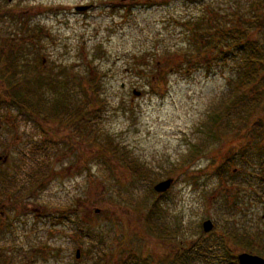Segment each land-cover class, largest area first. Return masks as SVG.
<instances>
[{
	"label": "rangeland",
	"instance_id": "rangeland-1",
	"mask_svg": "<svg viewBox=\"0 0 264 264\" xmlns=\"http://www.w3.org/2000/svg\"><path fill=\"white\" fill-rule=\"evenodd\" d=\"M256 13L264 17V0H0V41L23 35L21 19L38 25L35 40L11 41L22 44L18 62L28 63L30 78H57L54 89L68 81V112L81 126L72 152L52 148L53 172L42 186L24 180L20 196L9 176L6 187L0 182V259L135 264L140 255L170 264L182 247L209 238L201 227L207 218L232 255L239 250L227 225L264 234V178L252 157L264 139V27H256ZM258 52L262 60L246 62ZM251 66L256 81L240 86ZM37 116L0 107V157L8 155L0 175L20 165L22 182L42 161L35 141L18 142L25 131L36 133ZM170 178L166 192L154 191ZM155 201L162 206L160 217L151 216L157 231L146 217ZM161 224L174 235L163 236ZM216 259L211 264H230Z\"/></svg>",
	"mask_w": 264,
	"mask_h": 264
},
{
	"label": "trees",
	"instance_id": "trees-1",
	"mask_svg": "<svg viewBox=\"0 0 264 264\" xmlns=\"http://www.w3.org/2000/svg\"><path fill=\"white\" fill-rule=\"evenodd\" d=\"M17 17L21 18L20 16ZM241 18H242L241 23H245L247 18H243V15H241ZM253 18L256 19L257 28L264 27V17L261 18L260 13L254 14ZM238 20L240 22V18ZM19 23L23 27V35L12 36L10 40H7V38H5L0 41V107H15L18 110H26V109L41 110L48 108L49 109L48 114H50L51 116L59 117V115L56 116V114H58L59 111H62L64 113L68 112L69 111L68 107L71 106L70 102H72L71 99H73V97L70 95L69 88L66 89V87L68 86V81L62 80V83L60 81L61 86L59 87V89H54L56 82L58 80L57 78H52L50 76H47V78L45 79L44 77L38 75L36 76V78L33 79L28 76V72H29L28 63L26 64L24 62L20 64L18 62V59L20 57L17 54V49L21 47L22 44L14 45L13 44L14 42L11 41L18 39L20 43L25 44L32 40H35L34 36L39 33V28L38 25L36 26L33 24L30 25L28 21L26 20L24 21L23 19H21ZM246 43H249V41H246ZM239 45H241V43H239ZM256 48L257 47L255 46L251 50L257 51ZM20 50L22 51V48ZM252 51L250 52L252 53ZM256 60H262V56L260 55V53L259 55L256 56V58L253 59L250 58L249 56L246 62L253 63V61ZM251 70H253L254 72L248 77L247 80H245L242 83H239L240 86L244 87V84L250 86L251 84L253 85V83L256 81L258 76V70L253 66H251ZM26 83H32L33 88L30 89L28 86H26L27 85ZM43 87L46 88V90L50 92L52 95L53 93L56 94L55 99H53L54 101L51 102L47 101L46 97L44 96ZM23 114H29L32 117L37 115V113L34 112L23 113ZM255 129L256 132L259 130L262 131L261 124L256 125ZM253 152L254 154L252 157L254 159L256 158L258 159L257 164L254 165L255 170L259 169L260 171L258 174L260 175V179L264 178V174H263L264 173V139L260 140L254 146ZM129 164H131L132 167L134 166V169L137 173H144V171L140 170L141 167L140 165H138V163L131 162ZM31 170H33V172H29L27 174L28 177L22 178V182L20 177H19L20 179L19 178L16 179L15 176H9V180H8L7 177L10 174L5 176L1 174L0 182L1 181L4 182L6 187L7 184L6 180H8V184L10 187H12L13 191H15V194L16 195L20 194V196H22L27 189L24 180L28 181L30 186H32L34 183H37L39 180H42L39 175L40 174L39 164H37ZM255 172L253 173L256 174ZM219 175L220 177H223L221 176V174ZM260 191H262V189H260ZM257 199L262 200L263 195L261 197L257 196L256 200ZM161 208H162L161 204H159V202L157 201L154 202L152 207L148 208V212H147L148 215L146 216L147 225L153 228L155 231H157V226L159 223L152 222L151 216L158 215V217H160L159 213H162ZM167 225H163L164 233L166 232L163 236L166 237L173 236L175 232V228L169 227V229L166 230ZM224 230H225L224 231L225 235L232 241L230 243L234 244L239 251L244 250L264 257V238H263L264 234L258 236L257 234L254 235L253 233V236L251 237L250 229H248L247 227H235L231 225H227ZM209 239H211L210 242H207ZM214 240L220 242L217 238L215 239L205 238V240L201 239L199 243H197L194 246H191L189 250L180 251L178 255H172V258L169 261L170 264H201L202 262L211 264V262L215 258H217L216 260L219 263L223 262L226 258L228 259L230 264H238L236 255H232L231 252H229V250L226 248L227 243H220L216 245ZM212 248L215 249V252L216 250L223 249L225 250L224 253L226 255L225 256L210 255L209 253H212L211 252ZM8 257H9L8 255L4 254V257L0 259V264H11L10 262H8L7 259H5ZM170 257L171 255L169 256V258ZM139 259L140 262H136L135 264H147L146 258L144 257L141 258V256L139 255ZM105 261H107V259ZM120 261L118 262L120 263ZM113 263L114 261L111 264ZM106 264H108V262H106Z\"/></svg>",
	"mask_w": 264,
	"mask_h": 264
},
{
	"label": "flooded vegetation",
	"instance_id": "flooded-vegetation-1",
	"mask_svg": "<svg viewBox=\"0 0 264 264\" xmlns=\"http://www.w3.org/2000/svg\"><path fill=\"white\" fill-rule=\"evenodd\" d=\"M36 111L37 110L35 109L18 110V112L20 113H31ZM48 112H49L48 108L41 109L36 112L38 115L36 117L37 118L36 133H30L29 131H25L24 137H18V142L25 140L26 144L27 143L30 144L31 141H35L34 144H36V146L39 147L40 154L43 155L41 157L42 161H39V173L41 175L43 174L44 178L41 180L39 186H42L43 183H46L47 180L49 179L48 178L49 173L53 172L51 166L55 161V159L54 156H51L52 148L59 147L61 148V152H64L66 149H68L69 152H72V147L76 146V142L74 141V134H78L77 130L81 131V126H79L73 120L74 114L72 112L64 113L62 111H59L58 114H56V116L59 115V117L49 116L47 114ZM29 120L30 119L28 118L27 121ZM51 121L54 122L51 123ZM86 125H87L86 133L83 135L85 137L84 142H86V139L88 140L90 138L89 123L86 122ZM5 156H7V160H6L7 162L8 155L6 154ZM2 158L4 157H1L0 164L6 163L2 160ZM18 161L19 163L21 162V160ZM19 167L16 168L15 170L19 169ZM17 172L20 173V171ZM15 173L16 171H14V173L9 172L8 174L14 176ZM1 206L2 208H5V205L3 203H1ZM4 210L5 209H0V219L2 216L6 217ZM3 225H4L3 220H0V226L2 227ZM182 248L180 250L184 251L185 248L183 249Z\"/></svg>",
	"mask_w": 264,
	"mask_h": 264
},
{
	"label": "water",
	"instance_id": "water-1",
	"mask_svg": "<svg viewBox=\"0 0 264 264\" xmlns=\"http://www.w3.org/2000/svg\"><path fill=\"white\" fill-rule=\"evenodd\" d=\"M87 7L88 6H77L75 7V9L78 11H82V10L87 9ZM134 94L137 95L138 92L134 91ZM171 182H172V179H166L162 182L160 181L154 186V189L158 192H163L167 190ZM96 211L98 210L96 209ZM202 226H203V230L207 232L212 229L213 224L211 220L207 219L203 222ZM78 256H79V250L76 251V257ZM237 257H238L239 264H264V258L258 255L251 254V253L242 252Z\"/></svg>",
	"mask_w": 264,
	"mask_h": 264
}]
</instances>
